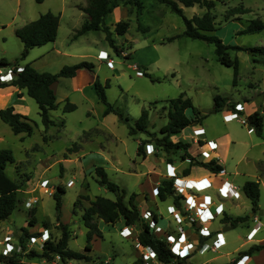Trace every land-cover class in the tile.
Returning a JSON list of instances; mask_svg holds the SVG:
<instances>
[{"label":"rangeland","instance_id":"rangeland-1","mask_svg":"<svg viewBox=\"0 0 264 264\" xmlns=\"http://www.w3.org/2000/svg\"><path fill=\"white\" fill-rule=\"evenodd\" d=\"M126 1L122 0V4L105 19L112 37L122 49V52L118 53L106 39V32L103 30H91L75 37L77 29L81 28L86 19V13L80 8L86 5L87 0H0V70L6 72L16 67L17 63L21 66L31 63L39 71L55 73L65 65L86 60L94 63L96 71V74H93L89 69L82 68L72 78L60 79V83L56 85V95L60 105L50 112L57 124L48 129L42 122L38 103L25 89L17 86L0 88V107L14 106L16 111L27 115L34 125V132L31 135L16 134L11 126L0 118V148H11L16 158L15 163L7 165L6 171L21 184L18 207L7 220L0 221V256L22 252L24 255L21 254L20 260L23 264L62 262L58 258L49 262L40 256L25 255L32 248L41 251L43 246L41 239L29 242L26 250H23L22 246L18 247L17 251L8 252L4 249L5 236L9 230L14 231V244L18 246L22 226L29 228L30 232H35L42 222L48 220L51 224L49 231L57 238L61 236L54 198L59 185L66 189L63 194L61 221L68 224L72 232L69 246L85 252L87 227L82 219V207L87 206L89 201L83 196L89 195L93 199L97 195L115 198L112 191L98 182L95 171L97 166H103L113 181L127 188V198L134 191L140 192L142 184L143 189L137 197L139 200L137 203H141V199L144 200L152 193L156 194L155 188L144 189L147 174L154 172V169L148 170L146 167L164 166V162L181 159L182 153L179 151L173 149L167 152L158 146V138L162 137L161 127L168 122L167 100L183 92L192 98L194 105L205 116L202 122L208 119L209 125L203 124L208 133L218 132L227 127L234 132L239 141L237 148L243 147L241 140L264 143V126L262 135L255 131L254 126V130L249 131L248 128L252 125L241 121L246 117L245 112L236 113L230 121H224L225 111L211 113L214 97L217 94L228 97L233 102L244 103L246 112L251 111V107L258 105V102L263 103L260 102L263 100L260 91L264 89V54L230 48L231 57H238L240 62L238 81L234 83V68L218 60L215 45L203 39L184 36L183 32L186 29L184 19L169 5L159 0H143L145 7L138 15L136 8L127 5ZM215 3L212 12L216 16L217 30L213 33L229 45L264 46V30L257 33H239L251 19L261 17L264 20V0H215ZM243 7L248 11H238L240 10L238 8ZM183 8L189 18L195 14H203L207 9L198 4ZM49 10L60 14L57 39L31 48L28 56L22 60L24 43L16 34V29ZM120 20L129 21V28L125 34H118L115 31L114 26ZM139 24L148 30L139 28ZM172 37L175 38L170 39ZM101 48L109 51V58H113L114 61L112 64L108 59L98 58L97 54H103L99 51ZM2 58H6L11 64L2 65ZM135 65L144 72V75L140 76L136 73ZM96 75L103 84L108 82L106 88L108 99L130 117L128 122L120 119L114 112L103 114L105 105L99 100L93 86L87 87L84 95H80L78 90L74 89V80L78 83L84 77L89 82L94 78L92 81L94 83L97 80ZM251 82L254 83L253 86H258L257 90ZM68 92L70 93L68 97L66 96L67 99L76 103L77 108L65 112L63 107L67 99L64 95ZM253 101L256 103L251 104ZM263 106L259 108L261 107L264 114ZM144 108L150 110L149 131H138L130 135V125L136 126V119L140 117ZM188 113L192 114V111ZM192 127L193 125L189 126L180 135V139H189L188 134L193 131ZM142 140H150L144 147L146 154L150 155L147 160L137 153L138 144ZM75 142L78 145L75 146ZM152 143L155 145V151L149 154L147 144ZM71 147H73L72 151H70ZM236 151L238 152L236 154L240 155V150ZM159 153H162L164 162L159 158ZM251 154L253 158L258 155L262 157L256 147L252 149ZM240 166L246 168L250 179L255 180L254 175L258 173L264 179L262 162L253 165L243 160ZM145 169L146 171H143ZM153 177L150 178L151 181L158 179L156 176ZM44 180L49 181L46 193L40 188ZM237 185L243 190L240 182H237ZM35 198L37 202L33 204L34 206L27 207V200L33 201ZM78 198L82 203L79 202L76 207L75 202ZM244 198L242 197V200ZM155 200L160 206L162 215L164 217L169 215L167 205L170 200H161L158 196ZM147 204L156 208L154 203L147 202ZM34 207H36L37 222L32 226L29 220ZM160 218H163L161 214ZM124 223V218H120L115 224L100 221L103 237L93 239L92 250L87 251L91 259H70L63 262L131 264L136 259L139 239L133 227H131L132 235L121 234ZM160 229L156 231L159 232ZM247 229L245 224L235 229V232L244 234V238ZM203 255L207 258L211 253L206 250ZM0 264L6 263L0 260Z\"/></svg>","mask_w":264,"mask_h":264},{"label":"trees","instance_id":"trees-1","mask_svg":"<svg viewBox=\"0 0 264 264\" xmlns=\"http://www.w3.org/2000/svg\"><path fill=\"white\" fill-rule=\"evenodd\" d=\"M43 1V0H38ZM161 3H165L170 8L181 15L184 19L186 29L183 32L184 36L193 39H203L215 45V51L218 56V60L234 68V83L237 82L240 72V62L238 57L232 58L229 52L230 48L238 50H251L264 54V46L244 47L239 45H229L223 41L221 37L213 33L217 30L216 16L212 12L215 7V0H159ZM122 4V0H87L85 6H81V9L86 13V19L82 24L81 28L77 30L75 37L82 35L91 30H103L106 32V39L109 41L112 47L116 49L118 53L122 52V49L116 44L115 39L112 37V32L108 24L105 22L106 17L114 11L115 8ZM127 5L134 6L139 15L144 9L145 4L143 0H127ZM200 5L206 7V11L201 14H195L192 17H187L184 13L183 6L191 7L194 5ZM183 5V6H182ZM240 12L248 11L247 8H238ZM139 19V18H138ZM60 26V14L55 13L51 10L40 14L36 19L24 24L16 29V34L24 43V49L21 54V59H25L31 48L36 46H42L48 42L55 41L58 36ZM115 31L118 34H125L129 28L128 20H120L115 26ZM139 28L141 24H139ZM148 30V28H142ZM264 30V20L261 17L251 19L249 24L239 33H257ZM172 37L170 39H174ZM2 65H10L11 62L6 58H2ZM15 66H21L16 64ZM23 66V70L17 73L10 82L0 83V88L8 86H17L20 89H25L28 95L33 97L39 105L40 115L42 122L46 129L57 123L51 117V110L59 107L57 95L53 88V84L62 77H73L77 71L81 68H92L94 63L90 61H80L75 64L65 65L58 72L52 73L48 71H39L31 63H26ZM150 75V74H148ZM155 80L154 78H152ZM95 91L98 95L99 100L106 106L104 115H108L114 112L119 115L120 119L129 121L130 117L125 115L122 110L115 107L108 99L106 88L108 82L103 84L100 79L93 83ZM228 98L222 95H215L214 105L212 110L220 111L223 110L225 105L230 108L234 105L227 102ZM168 101V122L164 124L160 131L162 137L158 138V146H161L165 151L170 152L175 149L176 151L182 152V158L189 157L193 164H197L208 168L214 172L220 171L223 167L218 164L217 160L212 159L210 161L197 160L188 152L190 144L182 140H174L173 137L180 134L183 129L189 125H194L204 116L201 115L198 108L194 105L192 98L187 95L186 92L181 93L175 98H170ZM77 108L76 103L71 102L69 99L66 100L63 107L65 112L72 111ZM187 109H192L194 117L187 115ZM150 110L144 108L138 119H136V126L129 127L130 135H134L138 131L148 132ZM247 117L248 122L254 126L255 131L262 135L264 126V114L261 111H254ZM0 118L8 123L14 133H25L31 135L34 132V125L31 119L16 111L14 106L0 107ZM64 120L62 123L64 124ZM46 138V137H45ZM150 140H142L138 144L137 153L146 157L144 150L145 144ZM74 145H78L76 142ZM73 147L70 148V151ZM16 158L11 148H0V221L7 220L13 211L18 207L20 202V188L21 184L7 174L6 168L8 164L15 163ZM95 171L98 175V182L105 186L109 191L115 194V198H110L103 195H97L94 199L89 195L83 196L89 201L87 206L83 205L82 219L85 226L87 227V244L86 251H80L72 249L69 246V241L72 236V232L68 224L61 221L62 207H63V194L66 192L64 186L59 185L54 198L56 200L57 220L61 227V236L58 238L50 232L51 236L42 246V250L38 251L34 248L30 249L25 255L28 257L40 256L47 261L51 262L60 256V259L64 262L70 259H85L90 260L91 257L87 254V251L92 250V241L95 237H103V231L99 226V220L102 219L106 223L115 224L120 218H124L125 225L134 226L137 230L139 243L148 246L150 249L157 253L159 261L166 264H184L183 258L178 257L170 247V243L166 237L160 236L151 227L149 222L141 215V209L138 206L136 198L137 192H132L129 197L127 188L119 185L113 181L107 174L106 169L103 166H97ZM158 197L161 200L167 199L169 196H173L176 204H180L181 195L175 194L174 180L166 179L162 181L158 186ZM243 190L245 194L251 199L252 210L256 212L259 207L260 199V182L258 180H247L243 184ZM78 198L75 202L76 207L81 202ZM82 203V202H81ZM36 207L32 208V215L29 220L32 226L37 222L35 216ZM157 221V216H154ZM249 218L248 215L237 216L232 218L231 223L236 226L238 223L243 222ZM42 226L50 230L51 224L48 221H44ZM22 233L18 239L23 250H26L27 244L30 241L31 236L40 235L41 232L35 231L30 232L29 228L22 226ZM261 245L252 246L249 250L260 249ZM17 251V250H15ZM22 252H15L13 255L6 256L1 255L0 260L6 264H23L20 260V256L24 255ZM144 258L140 255L132 264H143Z\"/></svg>","mask_w":264,"mask_h":264},{"label":"crops","instance_id":"crops-1","mask_svg":"<svg viewBox=\"0 0 264 264\" xmlns=\"http://www.w3.org/2000/svg\"><path fill=\"white\" fill-rule=\"evenodd\" d=\"M99 51H102L104 55H106L107 53L110 55L109 51L105 48H101L99 49ZM98 55L99 54H97V56ZM256 61L258 60L256 59ZM87 69L93 72V74H96L94 67H92L91 69L90 68H87ZM96 76L98 79H100L98 75ZM62 78H72V77H62ZM60 79L53 84L55 93H56V85L60 83L61 81ZM73 82H74V89L78 90L80 95L85 94L84 91L87 87L89 86L94 87L92 80L87 82V79L84 77L82 78V81L80 80L78 83H76L75 80ZM251 83L253 86L254 83L253 82ZM253 87H255L254 88L255 90L258 89V86H253ZM260 92L263 95V100L260 102L264 103V89H261ZM69 93L70 92L66 93L64 96L68 97ZM57 100H58V97H57ZM227 102L233 104L234 107L236 103H241L244 109L242 111H237L233 109V107L230 108L228 105H225L223 107V110H225L226 108H230V109L235 110L236 113L245 112L244 116H248L249 114L257 110L261 111L260 108L263 106V103L258 102V105L256 104L251 107L252 108L251 111L246 112V107L244 103L240 101L233 102L230 98H228ZM255 103L256 102L253 101L251 104H255ZM259 106L261 107L259 108ZM190 110L192 111V109H187L186 111L187 115L190 117H194L193 112L192 114L188 113ZM223 110L215 111L211 109V113H219ZM200 113L201 115H203L201 111ZM203 118L194 124L203 126L205 128L204 132L195 133L191 131L190 134H188L189 139L187 140L180 139V135L183 134V132L189 126H191L189 125L185 129H183V131L180 134L175 136L177 139L182 140L184 142H188L190 144V147L188 148V152L192 156H194L197 160H201L205 162L210 161L212 159L217 160L218 164L222 165L223 169L226 170L225 179L234 183L236 186H238L237 182H240L243 185L245 181L251 180L250 179L251 177L247 173L246 168L240 166L241 161L246 160L248 162L253 163V165H256L258 162H262V166L264 168V143H261L259 141L251 142V141L241 140L243 147L237 148L236 146L239 145V141L236 139V136L233 134L234 132L232 130L226 127V129L224 130L220 129L218 132L212 131L213 133L212 132L208 133L206 127L203 124L205 123L209 125V122H208V119H205V122H202ZM224 121H230V120H226L224 118ZM224 121L222 120L223 123ZM208 128L210 130V126ZM153 146L155 147L154 144ZM254 147L259 149L260 154H262V157H260L261 155H258L257 157L253 158L251 151ZM236 150H240L239 151L240 155L236 154L238 153ZM180 153L182 152L180 151ZM149 154H153V153H149ZM158 156L159 158H161V161L164 162L162 153H159ZM149 157L150 155L146 154V157H144V160H147ZM164 163H165L164 166L155 165V167H148V166L146 167L148 168V170L149 168L154 169V172L152 173L153 175L150 173L147 174V182L144 183L145 184L144 189L149 190L150 188H152V190H154V188H156L162 181L166 179L168 180L171 179L167 174V166H166L167 163H171L172 166H174L177 172L178 182L181 185H185V183L189 180L197 182L203 178H210L214 172L203 166L193 164L189 157L187 158L181 157V159H174V160H171L169 162H164ZM257 166H256V169H258ZM143 171H146V169ZM153 176H156L158 179H154L153 181H151L150 178L153 179L154 178ZM254 176L256 177L255 180H258L260 182V199L258 203L259 207L256 212L252 210L251 199L245 194L244 190H241L239 186H238V190L240 194L238 197L221 196L214 182H213V186L209 188L197 189V190L188 189V191L191 194H193L195 197L207 195V196H210L212 199L210 204H207V205L205 204V208L207 209L206 212L212 213L213 215H215L214 219L211 221L210 226L217 231L213 232L210 236H204L201 233L200 229L202 227V220H200L199 217H197V220L194 222L190 221L189 219L190 215H193L196 217V214H195L196 208L193 207L191 210L186 211L185 209H186L187 204L185 203L183 196L180 198V204L175 203V199L173 196L167 197V199L170 200V203L167 205V211L169 215H167L166 217L162 215L160 206L155 200L158 194L156 195L155 193H152L151 196L149 195L146 196L144 200L142 199L140 200L141 203H138V206L140 207V209L144 208L146 210H149L154 214V216H157L156 223L161 228L158 232L160 236L164 238L166 234H172L175 237H178L181 234H185L184 236L187 237V241L193 243L194 250L188 257H185L183 259L184 264H236V261L242 255H249L248 256L249 259L247 260L248 262L246 264H264V200H263L264 179L260 177L259 173ZM239 179L240 181H237ZM216 180L219 181V179H216ZM141 187L142 188L140 192H137L138 196L142 192V189H143L142 184H141ZM242 197H245L244 200H242ZM136 201H139V200L136 198ZM147 202L154 203L156 208L149 206ZM220 204H222L224 208L223 213H218L219 211L216 209L217 206ZM170 206L173 208L181 209L182 216L179 218H175L173 214L169 211ZM160 214H161V217L163 218H160ZM244 215H248L249 218L243 222L238 223L236 226H233V224L231 223L232 218L237 217V216H244ZM100 221H104V220L100 219L99 224H100ZM245 224H247L248 229H247V232L245 233V237L243 238L244 234L243 235L241 233L237 234L235 232V229H239L240 226L245 225ZM129 227L134 228V226H129ZM252 229H255L254 230L255 236L253 238H250V237L248 238V233ZM218 231L222 233L221 236L224 239V242H222L223 247L221 249H217V248L215 249L212 246V244H210L213 240L216 239L217 237L216 234L218 233ZM135 235L138 237L136 229H135ZM255 245L256 246L261 245L262 247L260 249H253L252 251L249 250L252 246H255ZM206 250H208L211 253V255L207 258H204L203 252ZM140 255L141 253L137 249L136 254H135L136 259ZM149 262L150 264H166V263H163L157 260L156 258L150 259ZM118 263L123 264L122 262H118ZM177 264H181V263L179 262Z\"/></svg>","mask_w":264,"mask_h":264},{"label":"built area","instance_id":"built-area-1","mask_svg":"<svg viewBox=\"0 0 264 264\" xmlns=\"http://www.w3.org/2000/svg\"><path fill=\"white\" fill-rule=\"evenodd\" d=\"M98 57L103 58V59H108L111 64L114 62L113 58H109L108 53L106 55H104V53L99 54ZM135 69H136V73L138 75H140V76L144 75V72L141 69H139V67L137 65H135ZM22 70H23L22 66H16L14 68H10L6 72H3L2 70H0V83H2L1 81L6 82V80H12L14 78V76L17 73L21 72ZM93 80H94V78L92 79V81ZM243 109L244 108H243V105L241 103H236L235 110L241 111ZM235 110L230 109V108H226L225 110H223V111H225L224 118L226 120H231L236 114ZM242 122L244 124H246L248 122L247 118L246 117L243 118ZM192 129H193V132H195V133H202L205 130V128L201 125H195V126L193 125ZM249 130L250 131L254 130L253 126H250ZM154 151H155V147L153 146V144H147V152L153 153ZM167 174L169 177L173 178V180H174L175 194L181 195L184 197V201L187 204L185 210L189 211L193 207L196 208V212H195L196 217L193 215H190L189 216L190 221H192V222L196 221L197 217H199L200 220H202V227H201L200 231L204 236H210L213 232L217 231L210 226L211 221L214 219L215 215H213L212 213H207L206 212L207 209L205 208V204L207 205V204L211 203V201H212L211 197L207 196V195L195 197L193 194H191L188 191V189H196L197 190V189L209 188V187L213 186V182H214V184H215L216 188H218V191H219L221 196H223V197H229V196L238 197L240 194L239 190H238V186H236L234 183L225 179L226 170L222 168L218 172H213V174L210 178H203L197 182L189 180L185 183V185H181L177 181V179H178L177 172L171 163L167 164ZM216 179H219V181H217ZM44 181L45 182L42 183L40 188H41L42 192L46 193V192H48L47 183L49 181L48 180H44ZM69 184H71V183H69ZM155 191H156V194H158L157 188H155ZM35 202H37V198H35L33 201L29 199L26 202V206L32 207V206H34L33 204ZM216 209L219 211L218 213H223V211H224L222 204L218 205ZM169 211L176 218H179L182 216V210L179 208H173L170 206ZM141 215L144 218H146L147 222H149V224L151 225V227H153V229L155 231H156V229L160 228L157 225L155 218H154V214L151 211L142 208L141 209ZM254 230L255 229H252L248 233V237L253 238L255 236ZM37 231L41 232V234L36 235V236H31L29 242H31V241L35 242V241L41 239L42 245H43L48 239H50L51 234H50V231L48 228L41 225L40 227H38ZM13 233H14V231L9 230V233L5 236V241H4L5 248L4 249H6V251H8V252H11L13 250H19L17 248L21 247L19 239H18V241H19L18 246H16L14 244ZM132 233H133L132 229L127 225H125L123 227V229L121 230V234H123L124 236H130V235H132ZM221 234L222 233L218 231V233L216 234V236H217L216 239L210 243V244H212V246L215 249L216 248L221 249L223 247L222 242H224V239L222 238ZM184 235L185 234H181L180 236L175 237L172 234H166V236H165L167 241L170 243L171 250L180 258L188 257L194 250L193 243L188 242L187 237ZM137 248L140 251L141 256L144 258L143 264H150L149 260L152 258H156L157 260H159L157 258V253L154 250L150 249L148 246H145L141 243H138ZM248 256L249 255H242L240 257V259L237 261V263L238 264H246L248 262L247 260L249 259ZM57 258L60 259V256H57ZM55 264H57V263H55ZM59 264H66V263H64L62 261Z\"/></svg>","mask_w":264,"mask_h":264}]
</instances>
